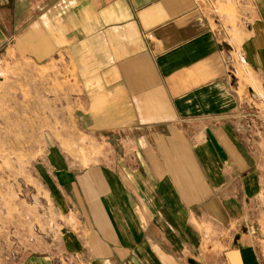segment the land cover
<instances>
[{
    "label": "crops",
    "instance_id": "0c3cea01",
    "mask_svg": "<svg viewBox=\"0 0 264 264\" xmlns=\"http://www.w3.org/2000/svg\"><path fill=\"white\" fill-rule=\"evenodd\" d=\"M234 1L253 18L240 43L216 0H0V67L44 69L110 145L47 155L57 248L16 238L0 264H264V137L243 138L261 101L229 70L239 44L264 94V0Z\"/></svg>",
    "mask_w": 264,
    "mask_h": 264
},
{
    "label": "rangeland",
    "instance_id": "374dc122",
    "mask_svg": "<svg viewBox=\"0 0 264 264\" xmlns=\"http://www.w3.org/2000/svg\"><path fill=\"white\" fill-rule=\"evenodd\" d=\"M222 2L224 12L219 13L224 15V35L238 43L247 40L252 34L248 28L253 18L249 12H237L236 1L216 0V4ZM239 52L238 44L235 52H231L233 60L236 59L229 65L232 82L243 84L251 104L261 101L260 114L252 113L253 105L247 107L245 103L249 112L243 123V138L250 139L257 135L254 134L257 130L264 137V94L258 76ZM237 63L245 74L252 72L250 76L253 75L258 86L233 75ZM28 72L27 64L0 67V233L6 238L0 245L11 248L14 239L20 238L18 243L26 250L36 238L37 242L47 241L57 248L56 210L41 177L45 158L50 152L63 153L86 165L108 153L110 145L108 139L96 140L90 130L83 129L74 110L76 98L57 95L61 91L59 81H45L44 69H38L29 80Z\"/></svg>",
    "mask_w": 264,
    "mask_h": 264
}]
</instances>
